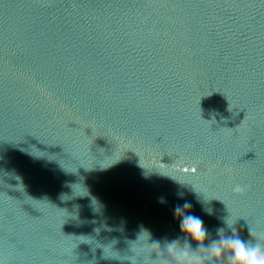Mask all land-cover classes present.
<instances>
[{
    "label": "water",
    "instance_id": "95a60500",
    "mask_svg": "<svg viewBox=\"0 0 264 264\" xmlns=\"http://www.w3.org/2000/svg\"><path fill=\"white\" fill-rule=\"evenodd\" d=\"M185 201L264 247V0H0V264H164Z\"/></svg>",
    "mask_w": 264,
    "mask_h": 264
},
{
    "label": "clouds",
    "instance_id": "9594fccd",
    "mask_svg": "<svg viewBox=\"0 0 264 264\" xmlns=\"http://www.w3.org/2000/svg\"><path fill=\"white\" fill-rule=\"evenodd\" d=\"M160 202L163 203L164 199L160 198ZM190 208L191 205L187 201L174 207L181 237L166 243L165 252L155 244L159 252L154 253L157 256H165L164 264H185L186 257L189 260L193 258L198 261L206 260L208 264H264V247L257 242L253 243L255 237L251 230L250 239L244 240L236 231L232 235H222L223 229H218L220 237L205 245L207 233L203 221L200 217L192 215ZM192 242L197 245L195 249L192 248ZM201 252L207 255H199Z\"/></svg>",
    "mask_w": 264,
    "mask_h": 264
}]
</instances>
